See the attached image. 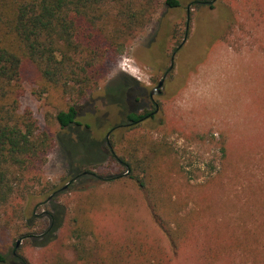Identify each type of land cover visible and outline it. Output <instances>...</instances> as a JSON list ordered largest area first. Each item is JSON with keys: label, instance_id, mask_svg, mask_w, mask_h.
Returning <instances> with one entry per match:
<instances>
[{"label": "rangeland", "instance_id": "1", "mask_svg": "<svg viewBox=\"0 0 264 264\" xmlns=\"http://www.w3.org/2000/svg\"><path fill=\"white\" fill-rule=\"evenodd\" d=\"M177 1V8L161 4L121 54L106 55L98 88L75 104L76 124L68 128L53 115L73 103L45 92L35 66L23 63L18 113H30L52 144L43 165L29 173L30 195L0 211V253L10 264L13 255L27 264H81L71 219L95 195L130 204L140 229L160 236L127 169L113 158L137 153L151 160L156 149L163 156L155 166L158 188L188 228L172 264H264V0ZM177 40L183 45L175 53ZM170 68L154 96L159 111L129 126L127 113L150 109L148 96ZM131 96L141 102L132 107ZM85 172L123 177L108 185L90 175L73 180ZM103 204L111 209L113 237L124 235L116 218L122 209ZM53 205L62 218L51 242L18 237L46 228Z\"/></svg>", "mask_w": 264, "mask_h": 264}, {"label": "trees", "instance_id": "2", "mask_svg": "<svg viewBox=\"0 0 264 264\" xmlns=\"http://www.w3.org/2000/svg\"><path fill=\"white\" fill-rule=\"evenodd\" d=\"M161 4L179 7L177 0H0V211L16 197L30 195L29 173L43 165L52 144L50 136L38 129L30 113H18L17 91L23 63L35 66L45 92L57 91L73 103L66 111L53 115L61 129L68 128L76 124L75 104L98 88L106 55L121 54L151 23ZM194 4L206 2L198 0ZM177 43L175 53L183 45L179 40ZM148 114L145 110L131 114L129 119L136 125ZM152 152L151 160L139 158L137 153L113 158L122 169H127L129 180L142 194L161 235L155 230L140 229L131 219L130 204L124 208V202L117 205L116 198L114 201L104 195L98 200L96 195L92 196L89 206L71 219L72 238L77 242L73 249L81 264H172L179 256L188 238V228L178 217L177 205L158 188L155 166L163 156L157 149ZM86 175L107 185L123 177L103 178L85 172L73 180ZM103 203H113L122 209L116 218L124 235L113 237L108 229L111 221H107L110 212L106 211L111 209ZM93 205L95 211L91 213ZM52 207L55 211L47 213L46 228L35 236L18 233V237L30 242L37 239L51 242L62 218L61 207ZM100 210L103 211L99 213ZM163 238L167 245L161 243ZM86 239L91 246H86ZM12 262L27 264L18 255H13ZM0 264H10L2 253Z\"/></svg>", "mask_w": 264, "mask_h": 264}, {"label": "flooded vegetation", "instance_id": "3", "mask_svg": "<svg viewBox=\"0 0 264 264\" xmlns=\"http://www.w3.org/2000/svg\"><path fill=\"white\" fill-rule=\"evenodd\" d=\"M170 71H171V68L168 69V71L164 74L163 78L159 82H161V81L164 82L165 78L167 77V75H168V73ZM159 82H158V84H159ZM156 87L150 92V94L148 96L150 98V104L151 105H150V109L146 110V111L149 112V114H148V116L144 120L153 117V115L159 111V107H158L157 103H155V101H154V96H159L161 94V89L160 88L159 89H156ZM137 95H139V94H137ZM139 96H141V98H145L146 95L144 94V92H141ZM131 99H132L131 102H133V103L130 102L131 105H132V107L135 106L134 105L135 103L137 104V103L141 102V99L140 100H137L135 96H131ZM131 114H136L137 115L139 113H133V112L132 113H127V115H126L125 118L127 119V121H129V124H128L129 126L132 125V121H133V120L129 119V116ZM144 120H140V121H144Z\"/></svg>", "mask_w": 264, "mask_h": 264}, {"label": "water", "instance_id": "4", "mask_svg": "<svg viewBox=\"0 0 264 264\" xmlns=\"http://www.w3.org/2000/svg\"><path fill=\"white\" fill-rule=\"evenodd\" d=\"M162 85H163V81L159 82V84L157 85L156 89H159V88H161V87H162ZM17 245H18V244H17Z\"/></svg>", "mask_w": 264, "mask_h": 264}]
</instances>
